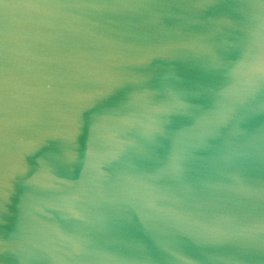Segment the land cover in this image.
Here are the masks:
<instances>
[{
  "label": "water",
  "instance_id": "water-1",
  "mask_svg": "<svg viewBox=\"0 0 264 264\" xmlns=\"http://www.w3.org/2000/svg\"><path fill=\"white\" fill-rule=\"evenodd\" d=\"M0 264H264V0H0Z\"/></svg>",
  "mask_w": 264,
  "mask_h": 264
}]
</instances>
